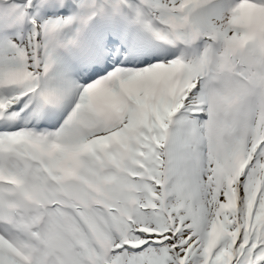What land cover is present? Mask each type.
<instances>
[{"label":"snow or ice","instance_id":"6c2138e0","mask_svg":"<svg viewBox=\"0 0 264 264\" xmlns=\"http://www.w3.org/2000/svg\"><path fill=\"white\" fill-rule=\"evenodd\" d=\"M0 264H264V0H0Z\"/></svg>","mask_w":264,"mask_h":264}]
</instances>
